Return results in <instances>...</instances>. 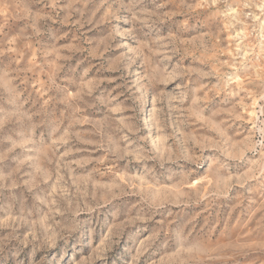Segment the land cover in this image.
Segmentation results:
<instances>
[{"label": "rangeland", "instance_id": "obj_1", "mask_svg": "<svg viewBox=\"0 0 264 264\" xmlns=\"http://www.w3.org/2000/svg\"><path fill=\"white\" fill-rule=\"evenodd\" d=\"M0 264H264V0H0Z\"/></svg>", "mask_w": 264, "mask_h": 264}]
</instances>
